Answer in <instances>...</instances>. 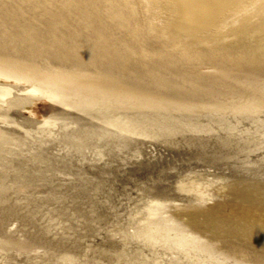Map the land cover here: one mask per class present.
Here are the masks:
<instances>
[{
    "label": "rangeland",
    "instance_id": "obj_1",
    "mask_svg": "<svg viewBox=\"0 0 264 264\" xmlns=\"http://www.w3.org/2000/svg\"><path fill=\"white\" fill-rule=\"evenodd\" d=\"M203 2L0 0V264H264V0Z\"/></svg>",
    "mask_w": 264,
    "mask_h": 264
},
{
    "label": "bare ground",
    "instance_id": "obj_2",
    "mask_svg": "<svg viewBox=\"0 0 264 264\" xmlns=\"http://www.w3.org/2000/svg\"><path fill=\"white\" fill-rule=\"evenodd\" d=\"M60 1V0H59ZM204 0H191V4H187V5H185V7L183 8L182 7V9H181V12L179 13V17L181 18V19H184V20H186L187 22H185L184 24H189V26L190 25H192L193 24V26H194V23H198L199 22V20H200V16L202 15L201 13H203V12H201V9L203 8L204 9V3L205 2H203ZM207 1V0H206ZM210 1V0H209ZM174 2V1H173ZM217 2V1H216ZM97 3V2H96ZM175 3V2H174ZM173 3V4H174ZM183 3V2H182ZM186 3V2H185ZM228 3V2H227ZM71 5V4H70ZM96 5V4H95ZM82 6V5H81ZM180 6V5H179ZM178 6V7H179ZM206 6V5H205ZM211 6V5H210ZM223 6V5H222ZM86 7V6H85ZM101 7V6H100ZM102 7H103V4H102ZM201 8V9H200ZM71 9V8H70ZM200 9V10H199ZM175 10V9H174ZM71 11V10H70ZM73 11V10H72ZM93 11V10H92ZM110 11V10H109ZM77 12V11H76ZM89 12V11H88ZM205 14H207V13H204V15ZM206 16V15H205ZM166 21H168V20H166ZM144 22V21H143ZM167 23V22H166ZM169 23V22H168ZM202 23V22H201ZM204 23V22H203ZM181 24H183V23H181ZM183 24V25H184ZM195 24V25H196ZM166 25V24H165ZM163 26V25H162ZM179 28H181V30L182 29H184V28H186L187 29V27L184 25V26H179ZM192 29V28H191ZM162 30V29H161ZM166 30V29H165ZM176 30V29H175ZM186 32H187V30H185ZM181 34H183V36L184 37H187V36H190V34H193V33H181ZM230 39V38H229ZM227 41V40H226ZM169 45V44H168ZM224 45V44H223ZM135 79V78H134ZM257 85V84H256ZM257 87V86H256ZM159 200V199H158ZM180 200V199H179ZM174 203V202H173ZM199 203V202H198ZM150 204V203H149ZM152 206V205H151ZM152 208V207H151ZM159 210V209H158ZM166 210V209H165Z\"/></svg>",
    "mask_w": 264,
    "mask_h": 264
}]
</instances>
